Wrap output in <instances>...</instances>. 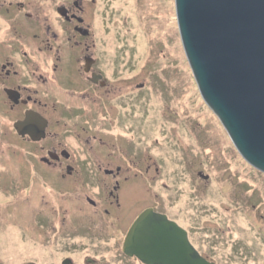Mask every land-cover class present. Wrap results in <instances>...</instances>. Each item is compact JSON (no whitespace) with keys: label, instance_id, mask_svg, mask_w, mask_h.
Segmentation results:
<instances>
[{"label":"flooded vegetation","instance_id":"flooded-vegetation-1","mask_svg":"<svg viewBox=\"0 0 264 264\" xmlns=\"http://www.w3.org/2000/svg\"><path fill=\"white\" fill-rule=\"evenodd\" d=\"M35 4L0 0V142L14 149L0 155V163L7 159L0 173L16 168L0 188L28 190L38 199L33 212H22L33 242L21 251L31 259L23 264H146L142 258L149 257L151 264H167L174 250L187 254L182 235L166 243L172 236L157 235L155 227L152 242L139 235L133 254L127 252L131 228L150 212L175 223L200 257L218 264L202 236L191 235L171 207L158 203L149 167L141 168L138 151L118 133L127 124L125 111L133 113L134 96L125 89L144 85L134 84L140 69L133 75L131 57L117 48L109 54L102 42L107 28L100 30L98 14L89 10L98 0H61L54 17ZM16 147L35 153L18 154ZM36 184L47 195L33 194ZM12 257V247L0 242V264H12Z\"/></svg>","mask_w":264,"mask_h":264},{"label":"rangeland","instance_id":"rangeland-1","mask_svg":"<svg viewBox=\"0 0 264 264\" xmlns=\"http://www.w3.org/2000/svg\"><path fill=\"white\" fill-rule=\"evenodd\" d=\"M59 1L36 0L35 5L54 17ZM89 10L98 14V28H107L102 42L111 48L108 53L117 48L131 57L133 75L140 69L134 84L144 86L125 89L134 96L129 101L133 113L125 111L127 124L118 133L138 151L141 168L149 167L158 203L171 207L172 218L191 235L202 236L218 264H264V173L242 158L201 97L182 45L175 0H98ZM16 150L35 153L31 147ZM13 151L0 142V155ZM14 171L7 168L0 180L15 176ZM4 191L0 188V242L12 247V264H23L31 260L23 248L33 242L24 231L22 212H33L38 199L28 190ZM35 193L47 195L40 184Z\"/></svg>","mask_w":264,"mask_h":264},{"label":"water","instance_id":"water-1","mask_svg":"<svg viewBox=\"0 0 264 264\" xmlns=\"http://www.w3.org/2000/svg\"><path fill=\"white\" fill-rule=\"evenodd\" d=\"M175 7L201 97L242 158L264 173V0H175ZM154 227L157 235L172 236L166 243L174 244L182 235L188 248L183 256L174 250L167 264H212L194 250L184 230L152 212L131 228L127 252L133 254L139 235L141 241L152 242Z\"/></svg>","mask_w":264,"mask_h":264},{"label":"bare ground","instance_id":"bare-ground-1","mask_svg":"<svg viewBox=\"0 0 264 264\" xmlns=\"http://www.w3.org/2000/svg\"><path fill=\"white\" fill-rule=\"evenodd\" d=\"M168 7H169V4H168Z\"/></svg>","mask_w":264,"mask_h":264}]
</instances>
